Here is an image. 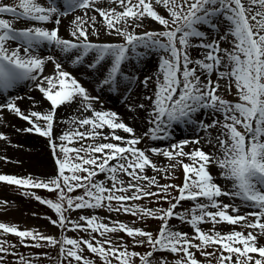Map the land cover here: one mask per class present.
I'll return each instance as SVG.
<instances>
[{"label": "snow or ice", "instance_id": "6c2138e0", "mask_svg": "<svg viewBox=\"0 0 264 264\" xmlns=\"http://www.w3.org/2000/svg\"><path fill=\"white\" fill-rule=\"evenodd\" d=\"M65 3L70 9L86 12L94 8L101 21L98 24L96 16H89L88 20L76 16L69 39L62 37L57 27L60 17L68 13L60 11L55 0L48 6L39 0H19L16 6L0 5V14L11 13L16 19L54 25L51 29L35 26L18 30L12 21L0 18V93L23 80L37 81L39 91L50 103V110L26 114L16 99L0 103V109L28 122L30 126L23 131L48 138L53 151L59 148L61 153L56 158L58 172L55 177L39 180L32 176L0 174V182L25 189L24 195L34 196L53 209L58 216L57 220L51 221L53 225L64 229L70 224L71 230L89 232L91 238L62 236L58 240L4 222H0V234L15 235L25 246H59L60 255L67 264H73V261L94 264L83 256L85 246L97 254L103 264H113V260L116 264H133L135 257H139L140 264H152L157 252L179 255L175 264H201L196 251L205 257L218 252L217 264H233V256L236 257L235 264H264V246H258L259 237H264V0H110L107 7H97V0H65ZM146 19L163 29L143 34L129 30L139 28ZM221 27L224 28L222 34ZM98 29L122 37L123 43L90 39V36L98 35ZM221 42H227L229 47H221ZM41 46L58 49V54H64L73 64H86L88 68L100 71V85L107 86L110 91L119 90L124 80L129 79L124 76L122 65L142 58L144 53L137 49L159 53L156 90L146 97L150 110L144 104L138 105L149 111L148 122L152 127L142 137L136 136L134 129L120 120L116 112L95 110L92 102L99 97L90 96L55 56L35 54ZM193 48L200 50V58H192L190 49ZM49 62L55 73L40 79ZM214 73L218 77L216 80L211 78ZM134 79H129V84ZM150 79L146 77L142 83L147 86ZM221 80L226 81L227 90L235 87L236 102L219 94ZM125 90L129 88L125 86ZM77 98L84 111H91L92 115L72 121L78 127L63 132L57 145L53 139L57 109ZM201 110L215 114L211 123L200 121L199 126L217 130L216 144L221 156H210L199 148L185 152L184 146L190 141L184 140L172 144L170 149H150L152 154L172 162L160 168L150 158L148 149L138 147L144 137L167 139L174 125L192 122L193 115ZM85 126L87 130H79ZM105 128L109 129L108 133L103 132ZM117 130L129 134L130 138L117 134ZM97 138L112 142H96ZM0 139L6 137L0 134ZM86 140L93 143L70 146ZM195 143L199 144V140ZM180 157H188L191 163H184ZM210 164L222 170L221 175L231 182V191L222 190L214 183L208 170ZM177 167L183 169L182 186L161 184L157 175L164 173L161 176L164 179ZM148 169L157 175H147ZM100 174H105V180L110 184L95 179ZM121 174L128 178L127 182ZM33 188L55 191L58 198L56 201L44 200L28 191ZM77 189H82L83 194L71 195ZM170 190H177L178 195L171 196ZM225 196L238 198L241 205L223 203L219 198ZM145 198L168 200L169 207L151 208L129 203ZM182 201L194 202V206L185 212L176 211ZM241 206L249 211L240 214ZM81 209H107L110 213L123 212L143 220L159 219L162 223L158 233L153 235L143 228L119 221L109 225L97 215L80 216L79 221L68 219L67 212ZM174 217L190 225L193 234L174 230L170 225ZM209 221L214 228L226 223L252 231L245 234L232 230L222 234L219 230H203L200 225ZM118 232L126 233L150 250L141 254L129 251L125 244H114L108 234ZM92 233H98L104 239L99 240ZM6 243L0 241V253L9 252L12 245L6 247ZM209 247L215 251H205ZM251 254H258L259 258ZM3 259L0 256V264ZM19 264H31V261L19 256ZM157 264H167V261L161 258Z\"/></svg>", "mask_w": 264, "mask_h": 264}, {"label": "rangeland", "instance_id": "374dc122", "mask_svg": "<svg viewBox=\"0 0 264 264\" xmlns=\"http://www.w3.org/2000/svg\"><path fill=\"white\" fill-rule=\"evenodd\" d=\"M39 1H42L45 4H51L53 2V0H39ZM18 2L19 0H0V5L16 6ZM56 5L59 7L60 11L68 13L66 16H63L62 18L73 15L74 11L76 10V9H70L68 5L65 3V1H60V3ZM109 5H110V1H109ZM161 12L162 14H165L162 9H161ZM13 17L15 16L11 13L0 14V18L9 19L10 21H12L13 27L19 30L20 28L14 25L15 22L13 21L14 19ZM162 29H163V26H160L157 23H154L151 19H146L139 28L133 27V28H130L129 30L135 31L136 34H143L147 31L162 30ZM223 31H224V28L221 27L220 33L222 34ZM212 35H216V33H212ZM209 38L210 37H206V39H209ZM69 39L71 38L69 37ZM90 39L96 42L123 43V38L115 34H113L111 37H108V39L107 37L103 39L99 37L98 35L90 36ZM195 42L196 41H194V43ZM221 47H225V48L229 47V44L227 42H221ZM137 51L144 53L141 59H138V60L133 59L129 62H126L124 65H122L124 76L125 77L130 76L131 78L134 77L136 78V80L135 82L132 81L130 84L129 82L126 83L124 80V85L121 86V88L117 91H110L107 88V86L101 87L100 80L102 79V75L100 71H96L91 68H88L86 64L84 65L78 64V68H75L71 66H65L59 60L58 61L62 64V67L64 70L71 73V75L74 76L87 89L90 96L99 97L100 100H103L104 96L109 97L110 99H115L116 101L119 100L121 102L128 104L130 107L134 108L135 111L137 112L143 111L145 114H148L149 111L139 108L138 105L144 104L146 108L150 110V102L146 99V97L152 96L156 90V77L159 74L158 64H159L160 54L154 50L146 51L143 48L137 49ZM190 52H191V56L193 59L200 58L201 56V52L199 49L193 48V49H190ZM54 73H55L54 66L52 63L49 62V63H46L44 73L41 74L39 78L42 79L43 76L53 75ZM146 77H151L147 86H145L142 83V81ZM211 78L213 80H216L218 77L214 73ZM24 81L28 82L25 84H28L29 86H32L36 90L39 91L37 87V81L28 79V80L20 81L18 83H24ZM220 84H221V88L219 90V94L228 100L236 102L238 100V97L236 96L235 87L233 86L230 90H227L226 81L224 80H221ZM125 86H127L129 90H125ZM10 93H11L10 89L7 92L1 93L0 99L2 100L0 103H5L8 98H11ZM47 103L50 105L48 101ZM64 106L65 105H62L61 108ZM2 110L3 111L1 112V114L2 113L7 114L8 116H13L16 120H21L15 114L10 113L6 109H2ZM209 115H210V119L208 123H211L213 115L215 114H211L209 110ZM196 116L198 118H196ZM202 116L203 114L201 112H198L192 117V120L195 119L194 122L198 130L204 129L199 126V122L203 121ZM151 127L152 125H150L149 129ZM208 130L209 131L211 130L212 132H215L218 135L217 130H214V129H208ZM241 131H243V129H241ZM22 135L25 136L24 133ZM60 135H61L60 133H57V134L53 133V139L56 141L57 145H59L60 143V141L58 140V137ZM142 136L143 134L141 135V137ZM40 139L42 140V147L41 148L39 147L37 151L36 150L32 151V155L34 157L38 155V159L45 160L44 161L45 165L41 166L40 170L37 169L35 174L33 173L32 174H21V173H16V172L9 170L7 168L8 165L4 164V165H1L2 170L0 169V174L16 175L18 177L32 176L39 180H48L49 178L55 177L58 172V165L56 163V158L61 156V153L59 151V148H57L55 152L53 151L52 147L50 146V141L48 138L40 136ZM156 141L157 140H152L150 137H144L141 140V143L138 145V147H140L141 149H148V150H150L153 147H161L164 149L168 147V149H170L169 148L170 142H166L164 144H157ZM189 141H193V139H190ZM107 142H111V141H107ZM81 143H84L86 145L88 143H93V141L86 140V141H81V142H75L70 146L79 147ZM179 159H182L184 163H191L188 157H180ZM159 160L161 161L160 168H164L169 163H172L163 156H159ZM208 170L210 173H213L211 174L212 176L214 175V172H215V175L213 177H223L221 175L222 170L219 169V167L215 164H210ZM146 174L149 175L148 173ZM121 175H122V178L125 180V182H127L128 178L126 176H123V174ZM154 175H157V174H154ZM163 175L164 173L157 175V179L160 181L161 184L167 183V184H174V185L182 186L183 181H184V173H183L182 167L175 168L174 170L170 172V174L166 178L161 179V176ZM149 176H152V175H149ZM95 179L105 180V174H100ZM105 182L110 184V182H108L107 180H105ZM155 190L156 189L153 188V191ZM24 191L25 189L23 188H19L14 185H9L5 182H0V222L8 223L10 225H16L21 230H25V229L36 230L40 233H43L44 235L53 236L57 238L58 240L60 239L59 237L61 233L63 234L62 236H67L69 238H75V239H90L91 238L89 232H84L82 230H71L70 224L67 228H64V229H61L57 225H53L51 221L58 219V216L54 212V210L48 207L46 204H43L40 201L36 200L34 196L24 195L23 194ZM28 191L34 192L36 196H39L44 200L50 199V200L56 201L58 198V193L55 191H48L42 188L41 189H35V188L28 189ZM170 191H171V196L178 195L177 190H170ZM82 194H83V190L77 189L71 195L76 196V195H82ZM169 199H171V197H169ZM219 199L222 200L223 203L225 204L230 203L234 205H241V201L238 198L233 199L230 196H225ZM129 203H138L141 206H146V207H151V208L167 209L169 207L168 200H164V199L156 200L155 198H145L144 200H141V201H132ZM193 206H194V202L182 201L181 204L177 207L176 211L185 212ZM247 211H249V209L241 206L240 214H244ZM66 215L68 216V219L70 221H79L80 216L97 215L101 217L103 222L108 223L109 225H111L113 221H119V222L128 224L129 226H132V227L143 228L146 231L152 232L153 235H156L158 233V229L162 223L159 219L148 218L147 220H143L139 217H135V216H132L131 214H127L123 212L110 213L107 211V209L70 210L69 212L66 213ZM249 219L251 220L252 218H249ZM170 225L174 230L187 232L190 235L193 234V229L191 228V226L188 225L187 223H182L178 218H175V217L172 218L170 220ZM200 226L205 231L219 230L221 231L222 234L227 233L232 230L243 231L245 232V234H247L248 231H252L251 229L243 228L239 226H229L226 223L216 225L214 228L213 224L210 221L207 223H203ZM62 230L64 232H62ZM91 235L96 236V238L99 240L104 239V237H101L98 233H92ZM108 238L111 239L114 244L127 245L129 251H135V252L144 254L150 250L147 245L137 244L131 237H128L127 234L124 232L109 233ZM0 241H6L7 242L5 244L6 247L8 245H12L8 253H0V256H3L4 258L3 264H19V256H23L27 260L31 261V264H60V261L63 260V257L60 255V253H58L59 246H55V247L46 246L42 248L25 246L24 244L20 243V238L12 234H0ZM26 243H30V242H26ZM258 246H264V237H259ZM205 251L214 252L215 249L212 247H209L205 249ZM225 255H227V253H225ZM251 255H253L255 258H259L258 254H251ZM83 256L87 259L92 260L94 264H103V261L101 260V258L97 254H93L89 250H87L86 246L84 247ZM218 256H219L218 252H216V254L211 257H205V256H202L199 251H196V257L197 259L200 260L201 264H217ZM161 258L166 260L167 264H175V261L179 259L180 257L177 254H172L169 252H157L154 254L152 264H157V262L160 261ZM235 260H236V257L233 256V264H235ZM63 264H67V261L63 260ZM73 264H76V262L73 261ZM113 264H116L115 260H113ZM133 264H140L139 257L133 258Z\"/></svg>", "mask_w": 264, "mask_h": 264}, {"label": "bare ground", "instance_id": "6f19581e", "mask_svg": "<svg viewBox=\"0 0 264 264\" xmlns=\"http://www.w3.org/2000/svg\"><path fill=\"white\" fill-rule=\"evenodd\" d=\"M60 1L65 0H55L56 4L60 3ZM109 1L110 0H97L96 6L107 7L109 6ZM39 2L44 6L49 5L43 3L42 1ZM76 16H82L85 20H88L89 16H96L97 23L99 24V22L101 21V18L99 17L98 13H96L94 8L87 12L83 9H76L73 15L64 18L61 17V22L57 27H59V32L62 37H70V32L72 31V21ZM13 18V21L15 22L14 25L18 26L20 29L35 26L47 27L51 29L54 26L51 22H30L25 21L24 19H16L15 17ZM90 23L91 21H89V24ZM89 30L91 31V29ZM112 35L113 34H109L107 30L98 29V36L103 39L106 37L108 39V37H111ZM58 53L59 50L51 46H41V48L36 50L35 54H38L41 57H47L49 55L55 56L56 59L65 66L78 68V64H73L71 60L67 59L64 56V54ZM128 78L131 79L130 76H128ZM129 79H125V82L128 83ZM135 80L136 78L133 80V82H135ZM25 83L28 82L24 81V83L15 84L10 89L11 98H8L7 100L16 99V103L22 108V111H25L26 114L31 111H39L44 113L49 111L50 105L44 99L43 95L34 87L29 86ZM105 97L106 96L103 97V100L98 99L92 102L93 108L95 110L116 112L120 120L134 129L136 136H141L149 129L151 125L148 122L149 113L145 114L143 111L137 112L134 108L130 107L124 102ZM1 100L2 99H0V102ZM2 111L3 110L0 109V134L5 136L6 139H0V169L2 170L1 165L5 164L8 165L7 168L9 170L16 173L35 174L37 169L40 170L41 166L45 165V160L38 159V155H36L35 157L32 155V151H37L39 147H42V140L40 139V136L35 133H28L26 131H23L22 129L30 126L28 122L23 121L22 119L16 120L13 116H8L7 114H1ZM200 112L203 114L202 117L204 124H207L210 119L209 110H201ZM91 115V111H84L80 98L75 99L70 104H65V106L62 108L60 106L59 109H57L56 122L54 124L53 133L62 134L63 132L68 131L70 128H77L78 125L72 123V121H78L79 119H83ZM196 118L198 117L196 116ZM194 121L195 119H193L190 123L180 122V124L174 125L173 128L170 129V135L168 136V138L164 140H157L156 143L164 144L166 142H170L169 145L171 147L172 144H178L184 140L189 141L190 139H193V141H190V143L184 146V151L191 152L199 148L210 156H221V152L218 150V145L216 144L217 134L215 132H212L211 130L209 131L208 129L198 130ZM79 130L85 131L87 130V126L81 127ZM103 132L108 133L109 129L105 128L103 129ZM23 133L25 134V136L22 135ZM117 134L126 138H130L129 134L124 133L122 130H117ZM196 140H199V144L195 143ZM96 142L107 141H103L100 138H97ZM166 149H168V147ZM149 155L153 162L156 163L158 167H160L161 161L159 160V156L152 154L150 150ZM146 173H148L149 175L156 174L151 169L146 170ZM213 181L214 183L220 185L222 190L231 191V182L225 180L223 177H213Z\"/></svg>", "mask_w": 264, "mask_h": 264}, {"label": "trees", "instance_id": "16d2710c", "mask_svg": "<svg viewBox=\"0 0 264 264\" xmlns=\"http://www.w3.org/2000/svg\"><path fill=\"white\" fill-rule=\"evenodd\" d=\"M62 232H64V231L62 230ZM62 235H63V234L61 233L59 238H61V237H62ZM58 253H60V250L58 251Z\"/></svg>", "mask_w": 264, "mask_h": 264}]
</instances>
